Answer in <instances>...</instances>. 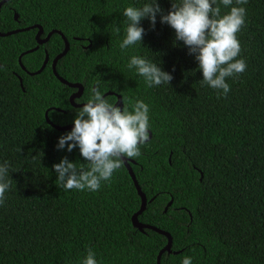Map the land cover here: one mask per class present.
Returning <instances> with one entry per match:
<instances>
[{
	"label": "trees",
	"instance_id": "1",
	"mask_svg": "<svg viewBox=\"0 0 264 264\" xmlns=\"http://www.w3.org/2000/svg\"><path fill=\"white\" fill-rule=\"evenodd\" d=\"M150 2L10 0L0 11V32L34 25L43 28L42 39L53 30L62 32L70 50L56 69L83 86L77 103L88 102L91 87L98 85L104 95L114 93L105 96L110 104L121 95L129 111L136 100L149 105L152 137L140 146L139 157L128 159L135 162L132 169L148 199L139 220L173 239L161 264H182L185 256L192 264H264V0L240 5L246 17L236 59L247 67L226 78L230 91L220 98L201 85L195 55L160 22V14L155 28L142 20V43L121 52L124 9ZM158 3L164 14L171 9L172 0ZM220 7L221 16L230 12L231 6ZM38 31L0 37V68L7 69L0 70V166L7 162L12 181L0 205V264H81L88 249L97 264H157L168 238L134 227L141 197L124 163L98 191L56 185L54 164L67 157L79 169L87 161L78 147L71 153L67 145L58 150L59 139L71 131L47 122L48 111L54 124H74L80 108L70 102L78 89L63 84L52 68L65 49L63 37L54 34L39 46ZM37 46L22 57L23 70L20 56ZM47 54L45 69L30 75ZM134 55L157 64L173 80L146 87L127 68Z\"/></svg>",
	"mask_w": 264,
	"mask_h": 264
},
{
	"label": "clouds",
	"instance_id": "2",
	"mask_svg": "<svg viewBox=\"0 0 264 264\" xmlns=\"http://www.w3.org/2000/svg\"><path fill=\"white\" fill-rule=\"evenodd\" d=\"M247 3L248 0H219V3L217 0H172L167 14H164L158 0H151L140 8L126 7L123 11L125 36L119 48L124 52L142 43L145 29L140 26L141 21L148 19L155 28L157 14H160V22L174 29L176 39L183 42L190 55H195L198 70L203 74L201 85L216 90L218 98L221 95L226 97L230 91L226 78L242 74L247 67L244 59H236L241 52L237 34L245 26L246 17V9L240 5ZM220 5L225 8L231 6L230 12L221 16ZM116 32L119 34V27ZM127 68L134 69L148 88L170 84L173 80L171 74L140 56H132ZM90 92L88 102L77 111L74 128L58 142V150L67 145L69 153L78 147L87 161V167L79 169L67 157L53 165L58 177L56 185L65 191H98L101 183L109 182L122 167L123 158L139 157L140 146L149 140V105L136 100L132 103V111H129L127 103L123 109L110 104L98 85L91 87ZM11 183L6 162L0 166V205L5 203V193ZM81 264H97L91 249ZM182 264H192V258L185 256Z\"/></svg>",
	"mask_w": 264,
	"mask_h": 264
},
{
	"label": "water",
	"instance_id": "3",
	"mask_svg": "<svg viewBox=\"0 0 264 264\" xmlns=\"http://www.w3.org/2000/svg\"><path fill=\"white\" fill-rule=\"evenodd\" d=\"M8 1H10V0H2L0 2V11H1L2 6L5 3H7ZM15 17H16V19H18V15H16ZM36 28L39 29V31L36 34V40H37V43H38L39 46L47 43L54 34H59V35H61L63 37L66 46H65L64 51L61 54H59L52 62L53 72L56 75V77L63 84H65V85H67V86H69L71 88H77L78 89V91H76L75 93H73L70 96V102L75 108H82L83 105L86 104V103H77L76 99L80 98L83 95V91H84L83 86L81 84H79V83H70L67 80L63 79L62 77H60V75L58 74L57 69H56L58 61L61 58H63L68 53V51L70 50V43H69L68 39L63 35L62 32H60L58 30H53L46 36V38L42 39L41 37H42V35L44 33L43 28L40 25H34L32 27L17 29V30H13V31H10V32H6V33L0 32V37H6V36L17 34L19 32H25V31H29L31 29H36ZM39 46H37L34 49H31L29 51H26L25 53H23L20 56L19 61H20V64H21L23 70L26 71L25 66L22 64V57L24 55L28 54V53H32V52L36 51L39 48ZM90 46H91V44L88 47H90ZM48 62H49V55L47 54L46 55V59H45V61L43 63V66L41 67V69L39 71H37V72L30 73V75L40 74L45 69V67L47 66ZM20 82H21V85L23 86V79L21 77H20ZM112 94H114V93L109 92V93L105 94V96L106 95H112ZM115 105L120 107L121 109H123V99H122L121 95H117V102H116ZM46 119H47V122L52 127H54L56 130H58V131H72V129L74 128V124H69V125H66V126H58V125L54 124L48 117V111L46 112ZM151 137H152V133L149 132V140L151 139ZM123 163L126 166V168L128 169V171L130 173V176L132 177V179L134 181V184H135V186L137 188V191H138V193H139V195L141 197V207H140L139 211L137 213H135L133 215V217H132V223H133L134 227L138 228L142 232H144L145 229L154 230V231H156V232H158V233H160L162 235H165L168 238V244L159 252V255H158V258H157V264H161L162 255L164 253H166V252H168V253L172 252V244H173L172 236L166 231H163V230H161V229H159L157 227L151 226V225L144 224V223H142L139 220V216L147 208L148 199H147V196L143 193V191H142V189H141V187H140V185L138 183V180L136 178V175H135V173H134V171L132 169L131 163H135V162L125 157V158H123ZM172 203H173V200H171L169 202V204L167 205L165 211H167L169 209V207L172 205Z\"/></svg>",
	"mask_w": 264,
	"mask_h": 264
},
{
	"label": "flooded vegetation",
	"instance_id": "4",
	"mask_svg": "<svg viewBox=\"0 0 264 264\" xmlns=\"http://www.w3.org/2000/svg\"><path fill=\"white\" fill-rule=\"evenodd\" d=\"M75 93V92H74ZM117 102V101H116ZM87 103V102H86ZM116 104V103H115Z\"/></svg>",
	"mask_w": 264,
	"mask_h": 264
}]
</instances>
